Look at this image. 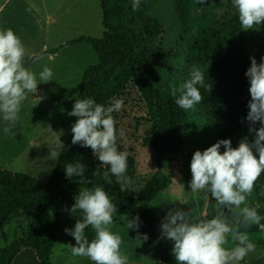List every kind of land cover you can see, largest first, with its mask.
Returning <instances> with one entry per match:
<instances>
[{
	"label": "trees",
	"instance_id": "1",
	"mask_svg": "<svg viewBox=\"0 0 264 264\" xmlns=\"http://www.w3.org/2000/svg\"><path fill=\"white\" fill-rule=\"evenodd\" d=\"M191 2L173 0L183 33L191 34L186 62L203 68L207 87L199 88L202 103L210 107L208 114L212 120L221 124L210 145L220 139H230L238 131H243L252 140L254 133L249 132V123L245 119L251 99L249 80L245 76L250 56L238 14L231 3L219 16L204 15L194 24L196 17L191 13ZM100 8L102 35L98 38L82 35L69 40V43H90L98 56V62L84 70L77 96L79 99L92 98L108 106L117 99L125 103L132 94H136L145 110V114L136 120H145L148 125L141 145L152 150L158 168L144 179L138 191L122 192L114 176L112 183L105 182L102 176L104 168L90 147L71 143L72 132L46 184L29 174L0 168V232L3 233L4 226L17 214L23 215L28 224L11 245L0 248V264H12L16 255L26 248L34 252L38 264H52L51 252L57 239L60 217L71 213L79 220L82 216L79 210L71 212L75 202L73 192L78 188L94 189L96 186H101L108 193L117 206L116 214L130 219L139 216L138 231L146 234V241L159 252V264H177L174 254L165 248L158 235L167 213L156 215L142 207L144 202L154 199L169 185L170 177L160 167L164 160L181 154L192 135L186 127V112L176 105L175 97L171 95L173 85H158L157 74L170 68L173 50L158 46L163 28L158 20L148 15V0H141L137 11L132 10V0H100ZM123 112L122 109L112 113L117 135L120 113ZM259 126L257 122L255 127ZM116 143L119 151L127 152L118 140ZM127 153V175L132 178L136 161L132 154ZM76 162L87 166L85 178L88 182L66 177L65 165ZM96 169L100 170V176L93 175ZM263 183L264 173L252 191L254 200L247 206L264 207ZM199 194L206 200L203 217H215V200L210 193ZM85 234L89 240L94 238L90 226L85 229ZM241 264H264V246L259 257Z\"/></svg>",
	"mask_w": 264,
	"mask_h": 264
},
{
	"label": "rangeland",
	"instance_id": "2",
	"mask_svg": "<svg viewBox=\"0 0 264 264\" xmlns=\"http://www.w3.org/2000/svg\"><path fill=\"white\" fill-rule=\"evenodd\" d=\"M191 1V13L196 17L194 24L204 15L219 16L225 7L231 4V0ZM0 6V18L6 21L3 29L13 30L26 48L24 66L36 73L37 79L45 66L54 73L52 81L38 83L37 92L27 94L28 98L22 103L19 113L20 120L12 129L14 135L5 134L4 127L7 124L0 114V168L29 174L46 184L57 161L50 159L49 153L51 149L61 152L72 124L77 119L75 116H69L68 112L73 108L76 99L79 100L77 93L82 74L88 66L98 62V56L90 43L85 41L69 43V40L82 35L96 38L102 35L100 0H0ZM147 13L158 20L163 28L158 46L165 50H173L170 68L157 74L158 85L163 86L165 83L179 85L188 78L189 70L193 66L203 72L200 65L186 62L191 34L183 33L173 0H148ZM244 32L250 57H255L259 64L263 55L261 46L264 45V23L258 28ZM32 52L36 54H31ZM37 54H42V57L29 64V59ZM126 102H123L122 107L124 114L120 113L118 121L117 140L135 158L136 171L131 179L133 187L138 189L144 179L158 167L152 150L141 145L148 125L145 120L137 121L136 118L145 114L143 104L136 94H132ZM209 110L210 107L201 102L195 111H185L186 127L192 135L186 141L181 154L163 161L160 169L170 177V183L154 199L144 202L143 208L156 215L179 208L190 211L194 219L204 218L206 200L199 193H192L189 188L190 161L194 151H203L210 146L221 128V124L212 120L208 114ZM121 132L123 135H120ZM244 137H246L244 133L240 132L231 141V146L237 147ZM220 151H224L223 146ZM81 190L76 189L73 196L78 195ZM252 200L253 193L247 196V203ZM183 201L187 203L182 204ZM262 210L258 214L261 216L260 223L264 224V209ZM221 211L231 218V213L227 209H219L216 205L217 215ZM127 219L130 220L125 215L115 214L110 230L121 236L123 241L121 252L128 257V264H135L136 260L141 262L139 264H159L161 261L159 252L142 237L140 241L137 239L138 230H127ZM77 220V216L71 213L60 217L57 239L51 252L52 264H93L86 257H76L71 253V245H75L76 242L74 237L64 230L73 228ZM253 225L255 233L248 230V227L241 226L239 229L247 232L250 241L256 245L255 252L249 253L244 263L259 257L263 251L264 232L259 225ZM27 227L23 215L17 214L13 217L4 226L3 233L0 232V248L11 245ZM158 235L165 248L172 252L174 242L163 237L161 229ZM231 246H234V242L229 237L226 247ZM12 264H38V261L34 252L26 248L16 255Z\"/></svg>",
	"mask_w": 264,
	"mask_h": 264
},
{
	"label": "clouds",
	"instance_id": "3",
	"mask_svg": "<svg viewBox=\"0 0 264 264\" xmlns=\"http://www.w3.org/2000/svg\"><path fill=\"white\" fill-rule=\"evenodd\" d=\"M231 3L238 14L241 29L258 28L264 23V0H231ZM140 4L141 0H132V10L137 11ZM25 56L26 48L14 31L0 30V114L7 124L4 127L7 135H14L12 129L20 120L19 113L27 94L36 93L38 83L52 81L54 76L53 71L45 66L37 79V74L24 66ZM249 59L245 76L249 80L251 99L245 119L249 123V132L254 133L253 139L249 141L244 137L235 148L230 139H220L203 151H194L190 161L191 192L210 193L217 208L227 209L231 218L223 211L211 219H194L190 211L179 208L169 211L161 222V235L174 242L172 253L177 264H241L249 253L256 250L247 232L239 230L241 226L247 228L256 224L264 230L256 208L247 206V196L251 195L256 181L264 173V56L259 64L255 57ZM200 87H207L205 75L193 66L188 78L172 86L171 95L179 108L186 112L195 111L203 100ZM122 107L123 102L119 99L108 106L92 98L76 99L68 112L69 116L77 118L71 127V143L91 148L104 168L105 182L112 183L114 176L122 192L138 191L127 175L128 153L119 151L116 143V121L112 113L119 112ZM257 122L258 128L255 127ZM59 152L51 149L50 159L57 160ZM86 167L81 162L67 163L65 175L70 180L77 177L86 183ZM93 175L100 176V170H94ZM74 201L71 212L79 210L81 219L73 228L64 230L76 242L71 245L72 255L86 257L93 264H128V257L121 252V236L110 230L117 206L108 193L96 186L79 191ZM89 226L95 233L91 240L85 234ZM139 226V216L127 219V230H138ZM141 236L145 241L148 239L146 234L138 232L139 241ZM229 237L234 246L226 247Z\"/></svg>",
	"mask_w": 264,
	"mask_h": 264
},
{
	"label": "crops",
	"instance_id": "4",
	"mask_svg": "<svg viewBox=\"0 0 264 264\" xmlns=\"http://www.w3.org/2000/svg\"><path fill=\"white\" fill-rule=\"evenodd\" d=\"M0 8H1V6H0ZM6 21L5 20H3V18H0V30H3V27L6 25V23H5ZM244 30V29H243ZM246 35V34H245ZM262 36V35H261ZM260 44H263V43H260ZM261 50H262V54L264 55V45H262L261 46ZM31 54H36V52H32ZM262 55V56H263ZM249 56H250V54H249ZM240 132H243V131H238L237 133H235L231 138H230V141H232ZM263 191H264V183H263ZM250 202H248L247 203V205L249 204ZM215 204H216V201H215ZM256 208V210H257V213L259 212V211H263L262 209H264V207L262 206V205H259V206H257V207H255ZM216 215H217V213H216ZM255 226L254 225H251V226H249L248 227V230H250L252 233H255V230H253V228H254ZM262 232H264V230H261ZM27 249H30V248H27ZM135 264H139V263H141L140 261H135L134 262Z\"/></svg>",
	"mask_w": 264,
	"mask_h": 264
},
{
	"label": "water",
	"instance_id": "5",
	"mask_svg": "<svg viewBox=\"0 0 264 264\" xmlns=\"http://www.w3.org/2000/svg\"><path fill=\"white\" fill-rule=\"evenodd\" d=\"M42 57V54H37V55H34L32 56L30 59H29V64L36 61L37 59L41 58Z\"/></svg>",
	"mask_w": 264,
	"mask_h": 264
}]
</instances>
